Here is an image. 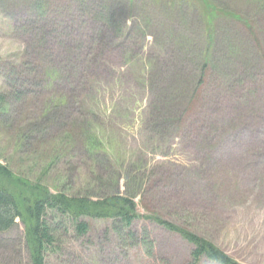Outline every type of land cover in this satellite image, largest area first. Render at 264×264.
<instances>
[{"label":"rangeland","instance_id":"374dc122","mask_svg":"<svg viewBox=\"0 0 264 264\" xmlns=\"http://www.w3.org/2000/svg\"><path fill=\"white\" fill-rule=\"evenodd\" d=\"M83 1L0 0V95L8 100L0 107V165L69 196H101L110 185L124 194L128 185L138 219L125 242L112 220L83 218L89 232L77 237L69 219L50 212L57 231L46 264H193V247L150 220L156 216L237 264H264V0ZM105 3L128 24L111 46L82 17H97ZM214 8L251 21L257 36L230 16L218 19ZM57 60L68 68L44 85ZM84 82L93 89L78 91ZM73 90L79 97L65 116L75 117L42 124L49 140L69 137L76 157L55 160L42 138L23 145L48 100ZM90 145L95 158L83 153ZM0 264H30L21 224L0 234Z\"/></svg>","mask_w":264,"mask_h":264},{"label":"trees","instance_id":"16d2710c","mask_svg":"<svg viewBox=\"0 0 264 264\" xmlns=\"http://www.w3.org/2000/svg\"><path fill=\"white\" fill-rule=\"evenodd\" d=\"M87 1L89 4L93 2L92 0H84L83 2ZM72 2H76V0H72ZM128 2L130 4L132 0H128ZM110 5L114 7L113 3ZM91 6H94V3ZM105 6L109 5L106 3L101 5L102 9H99L101 14L99 12L97 17L90 14L89 10L82 17L86 22L94 25L99 24L96 26L98 29H95L94 25H92L88 32L92 33L94 31V33H100V43L105 46H111L115 40L121 39L125 36L126 31L128 30V24L124 17L120 16L116 8L106 9ZM211 13H214L218 19L224 16H230L235 20L243 22L247 25L250 33L253 36H257L251 21H244L243 16H240L237 13L226 14L224 12H220L217 8H214ZM99 16L101 18H99ZM42 35V46L44 48H48V38L50 34L45 32ZM88 38L91 37L88 36ZM54 63L55 70H58L56 72V76L48 74L45 80H41L42 82L44 81V85H47L46 81L48 80L50 84L58 82L56 77L58 78V76H60V70L68 68V65H64V63L60 60H57ZM205 63L206 60L204 61V65L202 67L204 72L206 71ZM42 71L43 69L40 68L39 74L41 77ZM15 82H18V85L13 87V92L17 93L21 90V85L18 78L15 79ZM204 84V76H201L197 85V95L203 91L202 88L204 87ZM92 85L88 86L87 82H84L78 91L82 92L87 89V87H91L93 89ZM73 91L72 95L58 94L56 99L48 100L42 108L40 122H37L41 124V126H38L37 130H33L32 128L27 129V137L24 135L22 137V140L24 141L22 142L23 145L29 147L27 145L29 143L28 140L32 141L33 138H42L41 143H45L51 147L55 160H67L68 158L76 157L77 151L72 149L71 144H68L69 137H65V140H62L59 136L49 140L46 132H52L50 129L45 128L42 124L43 122H46L49 124V128H54L53 125L60 121V116L68 117L67 120L75 117L73 113H69V116H65V110L68 108L66 107L68 103L69 105H72V100L79 97L76 94L77 91ZM20 95L21 93H18V97ZM197 95H192L188 109L193 108L195 105L194 102ZM7 101L6 95L4 96L1 94L0 107ZM74 110L78 113L76 108ZM69 122L67 121L66 124L69 125ZM71 128H73L70 130L73 135L76 134L82 137V134H84L81 126L74 125ZM30 134H33V137H28ZM90 147L92 149L88 151L83 150V153L94 158L97 157L98 154L95 150L98 149H96L93 145H90ZM83 153H81V156ZM134 181L137 184L140 183L138 181L142 182V180L137 179ZM109 187L110 190L104 191L101 196H69L63 192L52 193L48 186L43 182L39 180H30L29 178H22L17 176L16 173L8 167L0 165V234L9 232L15 226L21 224L24 230V241L30 264H46V253L56 242L55 237L57 228L54 227L47 219L50 212H55L59 216L69 219L74 226V231L77 237H84L89 232L87 222L82 220L83 218H89L93 220H112L114 222V232L123 241L126 242V237L133 240L131 236L132 231H130V229L134 221L138 219V216L136 215V206L133 198L127 197V192L130 188L127 185V189L123 194L120 190L114 187L112 188L111 185ZM134 191L135 190H132L131 192L133 193ZM150 220L155 221L159 226L168 232L179 235L193 247V264H199L203 259L215 264H237L226 254L221 252L214 244L196 235L195 233L184 230L175 225L173 222L161 219L157 216ZM147 239H149V236L145 237L143 243L136 241L135 244H132H134L135 247H141V245L146 244L145 242H147ZM129 244L131 243H127V246H130ZM153 245L154 241H150V257L153 256Z\"/></svg>","mask_w":264,"mask_h":264}]
</instances>
